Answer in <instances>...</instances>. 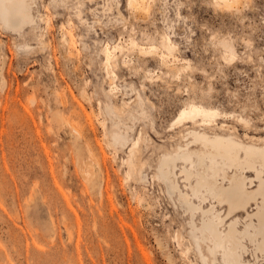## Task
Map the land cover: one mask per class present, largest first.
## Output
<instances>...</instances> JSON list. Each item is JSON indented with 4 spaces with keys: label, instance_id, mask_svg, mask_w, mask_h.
<instances>
[{
    "label": "rangeland",
    "instance_id": "1",
    "mask_svg": "<svg viewBox=\"0 0 264 264\" xmlns=\"http://www.w3.org/2000/svg\"><path fill=\"white\" fill-rule=\"evenodd\" d=\"M215 1L135 0L131 10L127 0H100L109 7L48 10L29 38L0 34V264H202L177 206L153 179L151 157L157 142L169 150L185 144L190 124L168 132L172 142H163L160 129L168 130L190 105L250 125L232 119L215 121L212 129L257 145L264 140V5L248 0L233 11ZM90 17L101 20L99 31L89 29ZM215 31L233 34L232 64L222 66L223 53L206 47ZM162 36L171 40V52ZM149 48L160 55H139ZM105 105L124 123L119 128L110 127ZM56 111L105 155L111 198L84 195L76 165L64 168L60 155L69 158L76 142L68 130L47 131ZM106 132H127L128 143L107 148ZM142 152L144 178L136 182Z\"/></svg>",
    "mask_w": 264,
    "mask_h": 264
},
{
    "label": "bare ground",
    "instance_id": "2",
    "mask_svg": "<svg viewBox=\"0 0 264 264\" xmlns=\"http://www.w3.org/2000/svg\"><path fill=\"white\" fill-rule=\"evenodd\" d=\"M132 2L136 4L135 0H132ZM219 2L220 0L215 1V6ZM24 3L25 0H0V5H6L0 6V17L15 18L23 16L25 9L21 5ZM1 33L6 34L2 24H0ZM10 36L16 35L11 34ZM162 39L164 48L171 52L172 48L165 43V36H162ZM69 55H72L70 51ZM139 55L144 58H151L152 56L160 55V53L155 48H149L140 50ZM160 60L163 67H170V64L164 58H160ZM150 61L148 60V62ZM114 66L116 67L117 65L115 64ZM126 66L127 64H123L122 68ZM146 77L149 79L148 81L154 78V76L150 75H146ZM31 101L35 102L33 98ZM59 101L61 104L63 103L61 98ZM190 107L192 106L190 105ZM36 108L41 111L39 107ZM105 111L107 115L112 114L109 105H105ZM93 113L95 112L93 111ZM86 118L92 132L95 133L97 127L95 128L91 116L86 115ZM237 120L240 119L238 118ZM51 121L55 123V126L52 124L48 126L47 131L49 133L55 127L58 133H68L69 131L70 134H74V137L72 136L74 143L76 142V146L73 147L74 150L72 149L69 152V158L66 157V153L60 155V158L64 161V168L73 164L76 165V177L84 185V188L80 189V191L84 195L98 194L100 200L106 194L108 198H111L109 193L111 180L105 155H100L96 151L86 132H80L69 121L64 119L59 111L51 114ZM110 121L112 130L119 128L122 123L120 120H114L111 116ZM214 122L205 124L197 121H182L176 124L174 128L173 123H170L168 130L160 129V131L163 134L166 133L162 136V138H165L163 142H172L176 138L174 135L167 134L168 132L175 130L179 126L183 127L185 124L191 125L186 128L187 133L182 136L185 139L183 140L185 144L177 143V147L173 150L167 149L170 153H178L183 148L188 155V160L186 161L183 158L178 163L175 160L173 161L178 180H182H179V185L181 183L184 185L182 191L179 185H177L175 191L184 200L190 202L191 210L197 215L205 217L210 225L203 232L198 231L197 237L193 236L192 229H190V239L193 240L190 245L193 246V251H197L202 264H204L205 260H215L217 264H231L235 252L234 242L236 240L252 235H255L257 240L260 239L261 222L264 221V140L260 145L253 141H240L225 132L224 129H212L215 125ZM105 124L106 122L103 120V125ZM246 126L250 127L248 121H246ZM255 128L257 130V127ZM126 133L112 132L108 135V132H106L104 140L108 146L107 148L116 149L119 145H126L128 143ZM176 141L179 142V140ZM194 143L195 147H193ZM75 149H77L76 152ZM45 150L47 151L46 148ZM142 155H144L143 152L137 157L139 169L136 170L139 178L136 182L144 178L142 174L144 173L143 168L146 162L143 161ZM155 177L156 173L154 178H152L156 179ZM157 181L161 186L160 181L158 179ZM69 185L72 184H67V186ZM33 191L34 193L36 192L35 188ZM162 191L176 205L172 197L168 196L166 186ZM176 237L181 244L184 239L183 234L179 233ZM255 246L253 245V247ZM185 251L189 252L190 246H186Z\"/></svg>",
    "mask_w": 264,
    "mask_h": 264
},
{
    "label": "snow or ice",
    "instance_id": "3",
    "mask_svg": "<svg viewBox=\"0 0 264 264\" xmlns=\"http://www.w3.org/2000/svg\"><path fill=\"white\" fill-rule=\"evenodd\" d=\"M248 0H220L217 3V8H224L228 10H239L241 7H246ZM261 5H264V0H260ZM114 4V3H113ZM128 8H136L137 5L133 4L132 0H127ZM6 6V5H0ZM25 9L23 16H18L15 18H10L7 16L0 17V24H2L6 34L11 35L15 34L17 39L20 38H29L33 32V29L39 28L45 20V16L49 15L48 10L58 9V8H68L71 7L75 11L79 12L83 10L87 12L89 9L92 12H95L98 8L109 7L108 4L101 3L100 0H84L83 3L80 0H72V3L69 4L67 0H25V3L21 5ZM264 11V7H262ZM91 23L89 24V29L93 28L96 31H99V28L96 27L98 23L101 24L99 18L90 17ZM49 25L52 21L48 20ZM58 23V22H57ZM172 31H169V36L172 35ZM193 37L199 35V33H192ZM233 34L229 31L228 35H225L224 32L215 31L208 33V39L206 42V47L218 48L223 53V65L232 64L237 59V53L235 50V41L231 38ZM261 40H264L262 36ZM165 43L171 45V40L166 36ZM244 44L248 47L252 46V41L245 40ZM246 50V49H245ZM262 59H264V48L261 49ZM261 88H264V77H262V82L260 84ZM208 91H211L210 86ZM207 95V93L205 94ZM206 105L204 107H198L193 105L192 107H185L183 111L179 114V119L173 120V128L176 124L182 121H197L203 122L205 124H211L213 121L217 123H223L230 121L232 119H237L236 116L229 117L224 116V120L221 121L218 118L220 117V111H211L206 110ZM240 125L246 126V121L243 119L239 120ZM243 136V133H240ZM139 145V141H137ZM156 150L153 152L151 157V165L156 173V179L161 183V188L167 187L168 196L176 202L177 210L180 214L181 223L185 225V229H192L193 236L197 237L198 231L203 232L207 229L209 221L201 216L197 215L194 211L191 210V203L184 200L182 196H179L175 191L177 185H179V180L177 177L176 167L173 164L175 160L177 163L181 158L183 160H188V155L184 152V149L181 148L178 153H170L167 148V144H160L157 142ZM195 143L193 147H195ZM181 191L183 190V185H179ZM243 211V209H241ZM260 239L257 240L255 235L248 236L242 239H238L234 242V257L231 261V264H264V221L261 222V230L259 233ZM253 245H256L253 247ZM204 264H217V261H207L205 260Z\"/></svg>",
    "mask_w": 264,
    "mask_h": 264
}]
</instances>
